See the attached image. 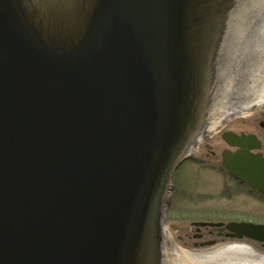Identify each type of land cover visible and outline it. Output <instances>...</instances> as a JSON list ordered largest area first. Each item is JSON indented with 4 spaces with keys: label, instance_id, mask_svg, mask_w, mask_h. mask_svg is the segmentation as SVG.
Returning a JSON list of instances; mask_svg holds the SVG:
<instances>
[{
    "label": "water",
    "instance_id": "obj_1",
    "mask_svg": "<svg viewBox=\"0 0 264 264\" xmlns=\"http://www.w3.org/2000/svg\"><path fill=\"white\" fill-rule=\"evenodd\" d=\"M262 113L264 0H0V264H264L161 225L196 137ZM223 138L264 191L260 140ZM195 225L264 246L262 223Z\"/></svg>",
    "mask_w": 264,
    "mask_h": 264
},
{
    "label": "rangeland",
    "instance_id": "obj_2",
    "mask_svg": "<svg viewBox=\"0 0 264 264\" xmlns=\"http://www.w3.org/2000/svg\"><path fill=\"white\" fill-rule=\"evenodd\" d=\"M261 122H264V113L234 118L223 129L256 132L262 138L264 152V126ZM208 140L214 153L202 148L176 169L170 182L163 212L173 245L195 252L239 243L254 246L256 252L264 255V246L258 241L231 238L218 234L214 226L195 225L196 222L226 223L241 219L264 223V199L262 201L233 187L235 184L226 177L222 165L224 142L218 139V133ZM173 225L178 228H172ZM198 228L205 235L204 242L196 237Z\"/></svg>",
    "mask_w": 264,
    "mask_h": 264
},
{
    "label": "flooded vegetation",
    "instance_id": "obj_3",
    "mask_svg": "<svg viewBox=\"0 0 264 264\" xmlns=\"http://www.w3.org/2000/svg\"><path fill=\"white\" fill-rule=\"evenodd\" d=\"M261 124V126L263 127L264 126V122H261L260 123ZM225 131V129H222V130H220V131H218V132H216V134H214L213 136H215V135H217V133H218V139L225 145V147H224V149H223V151H222V157H223V153H224V151L225 150H227V149H230V150H233V151H236L237 150V147H232V146H230L226 141H225V139L223 138V132ZM233 131V130H232ZM237 134H242V133H245V134H254V135H256L259 139H260V141H261V144H262V146H263V142H262V138H261V136H259V134H257L256 132H254V131H238V132H236ZM212 136V137H213ZM211 138V137H210ZM220 142V143H221ZM202 148H205V149H207L208 151H210V152H213L214 153V150H212V145H210L209 144V140L207 139L206 141H204L203 143H201L200 145H199V147L197 148V150H195L194 151V153L192 154V156L191 157H193V156H195L194 154H196V153H199L200 151H201V149ZM263 148V147H262ZM263 152V151H262ZM264 153V152H263ZM224 171H226L227 172V175H226V177H228L229 179H231V181L235 184V185H233V187L234 188H236V189H238V190H241L242 192H245V193H247V195H250V196H253V197H256V198H258V199H260V200H262L263 201V199H264V192L263 191H260V190H258L257 188H255V187H253V186H251L249 183H247V182H244V181H241V180H239V179H237V178H235L233 175H231L230 173H228V171L227 170H225L224 169ZM244 219H241V220H237V221H243ZM229 221H232V220H229ZM228 221V222H229ZM246 221H248V220H246ZM218 230V234H226V230H219V229H217ZM216 230V231H217ZM214 231H215V229H214ZM212 232H213V229H212ZM196 236H198V239H200V240H202V242H204V240H203V238H204V233H203V231H202V229H200V230H197L196 231Z\"/></svg>",
    "mask_w": 264,
    "mask_h": 264
},
{
    "label": "bare ground",
    "instance_id": "obj_4",
    "mask_svg": "<svg viewBox=\"0 0 264 264\" xmlns=\"http://www.w3.org/2000/svg\"><path fill=\"white\" fill-rule=\"evenodd\" d=\"M190 149H191V146L189 148H187V150L185 151V154L189 153ZM161 225L164 226L163 222L161 223ZM163 232H168L169 233V230L167 229L166 226L164 227ZM169 241H170V244L173 245L172 238H171V235L170 234H169ZM231 245H244V246H249L247 244H239V243L238 244H231ZM231 245H228V246H231ZM173 246L176 248L175 245H173ZM176 249H178V247ZM178 250L180 252H182V253H189V251H185L183 249L182 250L181 249H178ZM254 252H256V251L254 250ZM256 253H258V252H256Z\"/></svg>",
    "mask_w": 264,
    "mask_h": 264
}]
</instances>
